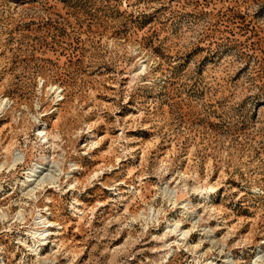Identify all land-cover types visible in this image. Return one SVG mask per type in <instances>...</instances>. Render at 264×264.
I'll return each mask as SVG.
<instances>
[{
	"label": "rangeland",
	"instance_id": "rangeland-1",
	"mask_svg": "<svg viewBox=\"0 0 264 264\" xmlns=\"http://www.w3.org/2000/svg\"><path fill=\"white\" fill-rule=\"evenodd\" d=\"M255 263L264 0H0V264Z\"/></svg>",
	"mask_w": 264,
	"mask_h": 264
},
{
	"label": "bare ground",
	"instance_id": "bare-ground-1",
	"mask_svg": "<svg viewBox=\"0 0 264 264\" xmlns=\"http://www.w3.org/2000/svg\"><path fill=\"white\" fill-rule=\"evenodd\" d=\"M23 158L24 157H21V155L20 154H18L17 152L16 153H14V157H13V162H12V167L13 168H15L16 166H18V165H20V164H22V162H23ZM46 171V170H45ZM30 177H36L37 175L40 177L42 174H43V172H42V167L41 168H39V167H37V168H35L34 167V169L32 170L31 169V171H30ZM30 177H28L29 178V180L31 179ZM45 178H47V177H45ZM33 180V179H32ZM32 180H30V181H32ZM39 180H40V178H39ZM48 180V179H47ZM55 179H54V177L53 178H50V181H54ZM46 181H45V179L43 178V179H41L39 182H37L36 184H37V187H39V186H43V184L45 183ZM47 182H49V180L47 181ZM34 183V182H33ZM34 190H36V188H34L33 190H32V192L31 193H33L34 192ZM5 217V216H4ZM42 221V220H41ZM44 222V221H43ZM44 224V226H47L48 224H49V222L47 221V222H44L43 223ZM178 225V224H177ZM51 226V225H50ZM176 228V227H175ZM177 229V228H176ZM176 229H174L173 231H172V233H176ZM49 230V229H48ZM178 230V229H177ZM180 232V231H179ZM185 233V232H184ZM34 235H37L38 236V238H39V240L37 241V244L33 247V249H34V251L35 252H39L40 250H39V248H41V246H42V244H44L45 242H46V240H47V238H48V236H49V231H47V230H45V231H43V232H35V234ZM187 234H184V236H186ZM37 236H35V237H37ZM256 264V263H255Z\"/></svg>",
	"mask_w": 264,
	"mask_h": 264
}]
</instances>
